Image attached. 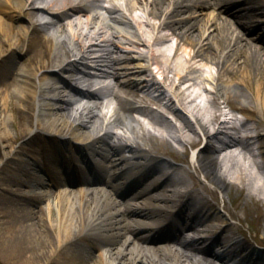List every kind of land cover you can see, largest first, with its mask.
<instances>
[{
  "label": "bare ground",
  "instance_id": "1",
  "mask_svg": "<svg viewBox=\"0 0 264 264\" xmlns=\"http://www.w3.org/2000/svg\"><path fill=\"white\" fill-rule=\"evenodd\" d=\"M36 1L39 0H0V169L10 171L23 152L31 159L36 154L40 156V150L34 146L43 135L50 144L48 156L52 165L47 178L55 187L53 194L9 191V206L0 207V253H4L5 261L8 264H90L87 259L95 257L92 264H212L210 259L225 260L228 253L219 256L211 249L214 240L227 231L220 219L214 220H219L218 224L209 220L213 215H220V211L192 186L183 181L174 182L175 175L185 170L136 146L113 141L111 132L102 133L104 117L99 109L111 102L101 92L105 88L111 90L107 80L115 79L119 87H124L123 93L130 96L134 93L130 90L132 87L142 85L146 65L134 62L131 57H112L111 46L116 49L118 46L106 37L105 30L96 29L92 23L99 17L92 18L91 12L100 0H41L45 8L37 6ZM122 1L127 5L126 10L135 7V3L146 5L147 13L160 20L158 27L151 24V30L143 31L141 41L163 42L167 35L158 31L167 29L176 37L175 44L161 45L153 54L166 81L172 83V78L192 81V73L201 72L199 63L211 61L219 70L215 90L224 104L243 114L241 125L256 114V106L264 109V36L256 37L264 29V8L255 6L259 0L240 3L236 0ZM209 8L216 10V14L204 18ZM116 11L122 9L108 10L110 20L116 26L130 25L126 15H114ZM46 16L49 20L44 21ZM22 51L28 55L25 66H15L9 72L1 70ZM86 57L94 65L106 64L113 70L98 77L92 71L85 74L90 89L77 95L85 97L90 104L71 100V83L62 76L79 70ZM86 67L92 69L90 65ZM9 87H14L11 93ZM239 88L249 90L255 101L250 102ZM175 90L180 104L199 120L207 140L206 154L200 162L212 183L224 193L231 187L221 182L220 176L235 185L248 180L249 187L260 186L264 171L252 145L260 132L233 126V136L220 140L219 135L226 133L220 130L214 133L207 125L220 118L216 112L209 113L210 106H217L218 100L192 90L190 84ZM109 94L127 111L146 112L127 100L128 104H124L116 89ZM12 96L27 116L26 124L14 135L9 133L8 120L3 115L14 110ZM159 113L148 116L146 112L151 119L146 126L156 139L165 141L171 136L166 128L169 119ZM175 117L186 121L182 127L175 126L180 134L177 140L197 144L199 137L187 134L198 135L190 120L185 119L188 117L178 112ZM118 119L131 126V118L124 111L119 112ZM19 137L27 140V148L14 146ZM212 138H219L217 146L208 142ZM154 143L147 142L152 147ZM8 147L9 154L5 151ZM64 151H70L73 172L78 177L84 176L78 180L79 189L73 194L68 192L61 177L60 159ZM36 162L35 159L32 164L38 165ZM162 163L167 173L158 168ZM33 178L38 182L35 175ZM1 180L2 177L0 186ZM21 182L30 186L26 181ZM90 186H96L94 193ZM256 189L264 193L260 187ZM115 196L123 200L125 207H121ZM24 199L31 201L32 207ZM40 200L46 202L45 207L38 206ZM55 206L57 218L53 213ZM54 219H57L56 226ZM199 226L203 230L199 235L194 234ZM184 232L193 235L180 239ZM231 233L225 239L235 240L236 231ZM172 240L191 254L174 253L169 249ZM236 244L244 247L239 239ZM197 255L205 258L198 260ZM235 264L248 263L242 260Z\"/></svg>",
  "mask_w": 264,
  "mask_h": 264
},
{
  "label": "rangeland",
  "instance_id": "2",
  "mask_svg": "<svg viewBox=\"0 0 264 264\" xmlns=\"http://www.w3.org/2000/svg\"><path fill=\"white\" fill-rule=\"evenodd\" d=\"M240 1V0H237ZM244 1V0H241ZM135 7L130 10H126L125 1L119 2H111L109 0H100L98 1V5L93 8L91 13V17H96V20H93V26L96 29H102L106 31V37L116 44V48L111 49L114 50L112 52V57L114 58H125L131 57L134 59V62H143L146 65V70L143 76H141L142 85L140 87H132L130 90H133L134 93L132 95L127 96L123 93L124 87L121 85H117L115 79L109 78L107 81L109 83V87L111 90L116 89L120 92L122 98L124 99V104H128L127 101L134 103L137 108H142L149 115L160 114L159 111H162L164 115L168 116V121L166 123V128L170 131L171 136L168 137L165 141L156 139L151 132L145 130V127L141 125L144 122V125L151 122V119L146 116V112L140 113L142 110L134 109L131 111L125 110V107H119L118 102L115 98H112L109 89L105 88L102 92V97L108 98L110 102L109 106L103 104L101 106L100 112L104 117L103 125H102V133L104 135L105 132H111L114 134L113 141H116L120 144L133 145L136 146L137 149H143L152 153V155L162 158L163 160L173 163L174 165L183 168L185 172H178V174L174 177L175 183H186L187 186H192L195 190L202 193L204 197H207L211 201L212 204L218 208L220 211V215H213L209 218V220H213L214 224H218V221H214L216 219H220L222 221L223 227L227 229L225 234L220 236L218 240H224L225 236H229L232 234V231H236V241L239 239L244 243V247L241 249L246 255L245 262L248 264H264V193H260L256 191L257 187H260L264 191V172L261 174L262 178L260 186L256 188L249 187L247 182L242 185H235L234 183L228 181L223 176L218 178L221 182L230 185V191L228 193H224L221 191L219 187L212 183L210 178L205 173L204 167L201 164V158L206 154L207 150V140L203 137L199 120L197 121L193 114L189 113L185 110L184 106H182L177 100L175 96V89L178 87H186V85H191L192 90H197L202 92L205 96L215 97L218 100V105H211L209 108V113L216 112L220 114V118L218 121L208 122V128L211 131H222L225 134H220V140H226L229 136H233V129L231 127H243V128H253L255 131H259L261 135H257L253 138L252 145L256 148L257 152L259 151V159H261L263 171H264V109H258L259 106H256L255 112L251 118L245 122V125H241L239 121H241L244 116L239 111L234 108L228 107L223 103V100L218 95L215 87L217 85V74L218 67L214 62L205 61L200 62L199 67L201 72L192 73L191 78H194L190 81H181L177 78H172V75H169L172 78V83H169L164 79V73L161 67L159 66L157 61L153 60V54H155L156 48L161 45H173L176 43V37L171 33V31L164 30L158 31L161 34L167 35V39L163 42L151 44L141 42L143 39L142 33L145 30H151L153 26H159L160 20L155 18L149 13H147V6L138 5L135 3ZM255 5L259 7L264 6V0H259ZM115 7H119L123 10L116 11L113 13L114 15H126L128 17V21L130 25L124 24L116 26L111 20V15L108 10L115 9ZM117 9V8H116ZM206 15L204 18L209 17L212 13L216 14V10L213 8H209L206 10ZM87 17H85V20ZM19 24V21H16ZM132 22V24H131ZM151 24L153 26H151ZM92 28V27H91ZM251 29V28H250ZM71 33V30H69ZM156 32V29H155ZM263 32H258L256 37H260ZM255 37V36H253ZM134 39V40H133ZM185 47V46H184ZM184 50V48H183ZM27 54L25 51L17 52L16 57L11 61H8V64L3 66V71L9 72L14 69L15 66L22 67L26 64L24 60L27 58ZM82 63L88 64L92 66L91 71L97 74L98 76H102L103 73L111 72V68L106 64L94 65L92 59L90 57H86L82 60ZM120 66V65H119ZM115 68L117 66H111ZM118 70H120V67ZM64 75V74H62ZM16 78V76H13ZM96 77V78H97ZM12 77H8L11 79ZM119 80H124L120 78ZM14 90V87H9L8 92L11 93ZM240 91L244 92V94L248 97L250 102L253 99L252 93L246 88H239ZM12 107L14 110H8L3 113V115L8 120V131L11 135L16 134V130L21 128V126L25 125L27 122V116L25 112L22 110L19 105L17 99L12 96L10 97ZM103 100V99H102ZM127 100V101H126ZM255 101V100H254ZM170 106V107H169ZM125 112L131 118V126H126L123 123H120L118 119L119 112ZM158 111V112H157ZM179 113L184 115L185 119L190 120V125L193 127L195 132L198 135H195L191 132H187V134L191 137H199L197 144H189L184 140L178 141L177 137L180 135L177 133L176 127H182L183 124H186V121L178 120L175 117V113ZM208 111H206V116H209ZM155 116V115H154ZM201 122V121H200ZM190 126V127H191ZM213 133V134H214ZM212 134V133H211ZM235 136V135H234ZM135 137H137V142H135ZM219 138H212L208 142L213 144L214 146L218 145ZM154 141V146H148L147 142ZM27 140L25 138L19 137L15 142L14 146L16 148H27L29 145L27 144ZM49 142L42 135L36 141V145L34 148L40 150V156L36 154L32 159L29 158L28 153H22L19 156V159L12 164V168L10 171L5 172L0 171L1 186H0V207L6 208L9 206L8 196L11 197V190L19 189L20 193H34V192H52L53 187H50L46 183L49 181L46 179V171L50 169L49 164V156H48V147ZM6 153L9 154L10 147L5 149ZM14 153L11 154V156ZM37 160L38 165H33L32 161ZM198 159V160H197ZM4 165V163H2ZM2 165V166H3ZM164 164L159 165L158 168L166 172L164 169ZM219 176V172H216ZM33 175H35L38 179V182L34 181ZM215 177V176H214ZM19 180L26 181L29 183V187L26 185H22L23 182L19 183ZM72 193L76 192L77 189L72 188ZM108 193L110 192L107 189ZM5 197V198H4ZM16 197V196H15ZM25 200V199H24ZM24 202L31 201L25 200ZM45 201H41L38 203V206L45 207ZM200 204V201H198ZM32 207V206H31ZM36 209V208H35ZM54 218H57L58 208L55 206L54 210ZM49 220V218H48ZM54 225H57V219H54ZM198 228H201L199 226ZM233 240V242H236ZM122 244V243H120ZM119 244V247H121ZM237 247L238 244H236ZM240 248V247H239ZM170 249V248H169ZM168 249V251H169ZM171 251V250H170ZM178 253V252H174ZM4 253H0V264H8L5 261ZM95 260V257L87 259L86 262L92 264Z\"/></svg>",
  "mask_w": 264,
  "mask_h": 264
}]
</instances>
